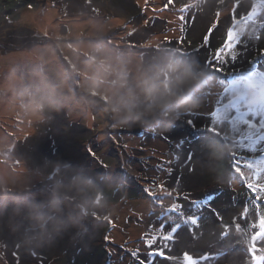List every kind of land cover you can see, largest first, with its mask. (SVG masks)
<instances>
[{"label":"rangeland","instance_id":"rangeland-1","mask_svg":"<svg viewBox=\"0 0 264 264\" xmlns=\"http://www.w3.org/2000/svg\"><path fill=\"white\" fill-rule=\"evenodd\" d=\"M230 28L239 35L217 59ZM10 38L0 264H163L182 234L220 226L213 263L264 264V0H0Z\"/></svg>","mask_w":264,"mask_h":264},{"label":"bare ground","instance_id":"bare-ground-1","mask_svg":"<svg viewBox=\"0 0 264 264\" xmlns=\"http://www.w3.org/2000/svg\"><path fill=\"white\" fill-rule=\"evenodd\" d=\"M191 64V63H190ZM254 92V91H253ZM261 99V98H260ZM264 102V101H263ZM258 109L263 105H258ZM257 108V107H256ZM262 108V107H261ZM264 108V107H263ZM261 110V109H260ZM263 110V109H262ZM258 111V110H257ZM252 221V220H251ZM56 223V222H55ZM251 224V223H250ZM80 225V224H79ZM225 225V224H224ZM223 225V226H224ZM228 225V224H227ZM221 227V226H220ZM220 227L214 229V230H210L207 235H203L202 237L196 238L195 239V235L191 234V233H184L182 234L183 236V242L181 244H178L174 249L173 252H171V249L169 250L168 248H166V250L163 252V254L165 253L166 255L169 253L170 256H172V258L170 260H167L166 258H161V259H155V262H159L161 260H164L162 263L163 264H188L187 261H185L184 257L185 255L190 256L192 258V260L195 262V264H241V260L239 258H232L230 257L229 259H226L225 261H215L214 263L211 261L213 260V255H211L210 257L208 256L209 254H213L214 252L212 251L211 247L215 244L214 242L219 239V237L221 236V232L224 228L219 229ZM241 227V226H239ZM75 228V227H74ZM236 228V227H235ZM208 230V229H207ZM221 230V231H220ZM225 230V229H224ZM223 230V231H224ZM220 231V232H218ZM44 232L46 233V231L41 230L40 232H37L38 235H41V233ZM218 232V233H217ZM36 233V232H35ZM34 233V234H35ZM56 234V233H55ZM48 235V234H47ZM45 236V235H44ZM94 236V235H93ZM46 239V236L44 237ZM43 238V239H44ZM42 240V239H41ZM39 240V241H41ZM51 240V239H50ZM49 240V241H50ZM83 240V239H82ZM81 240V241H82ZM92 240V239H91ZM36 241H38L36 239ZM38 241V242H39ZM46 241V240H45ZM54 241V240H53ZM72 239L70 241L67 242V244L72 243ZM58 242V241H56ZM87 242V241H86ZM252 243V242H251ZM35 244V243H34ZM39 245V244H38ZM89 245L93 246L92 241H90ZM192 245V246H191ZM262 245L264 248V244H259ZM47 246V245H46ZM197 246V248H196ZM58 247V246H57ZM50 248V247H49ZM55 248V247H54ZM59 249V248H58ZM211 250V251H210ZM46 252V251H45ZM22 254V253H21ZM168 254V255H169ZM260 256V255H259ZM260 257H258L259 259ZM147 261L149 260L146 259ZM244 261V260H243ZM259 261V260H258ZM92 264V263H91ZM161 264V263H160ZM247 264H254L251 261L248 262Z\"/></svg>","mask_w":264,"mask_h":264},{"label":"snow or ice","instance_id":"snow-or-ice-1","mask_svg":"<svg viewBox=\"0 0 264 264\" xmlns=\"http://www.w3.org/2000/svg\"><path fill=\"white\" fill-rule=\"evenodd\" d=\"M254 12H255V7L253 8L252 13H249L247 15L246 19L249 20V21L253 20V13ZM233 22L235 23V16L233 18ZM238 35H239V33L238 32L234 33L231 28L228 30L227 38H226L227 42L224 44L223 48H220V49L217 50V53H216V58L217 59H219V57L221 55H223L225 49H231L232 48V44H233L234 40L237 38ZM203 43L205 45H207V43H208V37L207 36L204 38V42ZM241 118H242L241 116H237L238 120L241 119ZM188 123L191 125L192 121H188ZM244 123L247 124L248 121L245 120ZM249 127L251 128L253 126L250 125ZM260 127L264 128V119L261 120ZM243 135L246 138L248 136V133H243ZM256 140L257 141L264 140V132H261L259 129L256 132ZM254 163H256V162L249 163V164L246 165V167L252 168L254 166ZM236 171L237 172L240 171L239 166L236 167ZM260 171H264V157L260 158V169L258 170L257 175H259ZM242 175H243V173H241V176ZM258 183L260 184V189H264V176L260 177V180L258 181ZM247 186H248L249 189H254L255 188V183L249 182L247 184ZM190 222L195 224L197 221H196L195 218H190ZM259 225H260V233H258V235L264 234V216H262L260 218ZM253 238L255 239V237H253ZM160 254L162 255L163 253H160ZM225 254H226L225 252H222V255H225ZM184 259H185V261L188 262V264H195V262L192 260V258L190 256L185 255ZM260 259L264 260V257H261Z\"/></svg>","mask_w":264,"mask_h":264},{"label":"clouds","instance_id":"clouds-1","mask_svg":"<svg viewBox=\"0 0 264 264\" xmlns=\"http://www.w3.org/2000/svg\"><path fill=\"white\" fill-rule=\"evenodd\" d=\"M173 64H174V70H176V71L189 73L190 76H196L197 75L196 73L192 72V66L188 61L176 59L175 61H173ZM194 87L195 86L193 85V88L189 89V91H194ZM185 102L194 106L198 103V98L193 94V95H191V98L187 99ZM56 170H58V167ZM47 219H52V217H45V216L39 217V220L41 221L40 228L42 230L45 229V223H46ZM44 235H45V233L42 232L39 238L43 239Z\"/></svg>","mask_w":264,"mask_h":264},{"label":"flooded vegetation","instance_id":"flooded-vegetation-1","mask_svg":"<svg viewBox=\"0 0 264 264\" xmlns=\"http://www.w3.org/2000/svg\"><path fill=\"white\" fill-rule=\"evenodd\" d=\"M7 1V0H6ZM31 43V42H30ZM36 43H40V42H36ZM35 43V44H36ZM20 44H15L14 42H13V39L12 38H10L9 39V41H4L3 39H1L0 40V49H2V47L3 48H5V49H16V48H19L20 46H19ZM76 92H78V91H76ZM75 92V93H76ZM78 94V93H77ZM81 96V95H80ZM83 96V95H82ZM81 96V97H82ZM84 96L86 97H88L86 100H88V101H91V99L93 100H96V97H93V96H89L88 94H84ZM98 99V98H97ZM94 100L92 101V102H94ZM138 116H140V115H138ZM138 116H136L135 115V117H138ZM134 116L133 117H130V118H128V119H131V118H135ZM142 117H145V118H147L146 116H142ZM168 118L166 117H160V118H158V119H152L151 120V123H150V126L149 127H151L152 129L153 128H157L159 125H161V122H163V121H165V120H167ZM146 124V123H145ZM144 124V125H145ZM144 125H142V124H140V126L137 128L138 129V132H141V131H143V129H144ZM145 126H148L147 124L145 125ZM157 126V127H156ZM137 131V130H136Z\"/></svg>","mask_w":264,"mask_h":264}]
</instances>
